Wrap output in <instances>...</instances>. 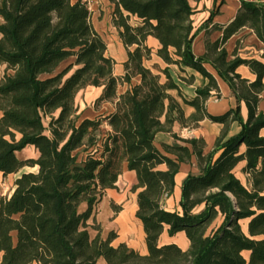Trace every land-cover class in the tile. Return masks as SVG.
<instances>
[{"label":"trees","instance_id":"trees-1","mask_svg":"<svg viewBox=\"0 0 264 264\" xmlns=\"http://www.w3.org/2000/svg\"><path fill=\"white\" fill-rule=\"evenodd\" d=\"M191 1L200 0H112L113 24L128 51L122 78L114 75L116 62L92 25L87 2L2 1L0 64L7 65V72L0 82V172L4 177L24 167H38V172L23 174L11 197L0 198V264H264V112L259 111L264 63L241 59L237 51L228 61L225 49L244 27L264 44V5L241 0L223 38L206 42V54L196 57L193 44L200 30L194 31ZM149 37L159 41L157 54L168 66L182 72L190 68L208 80L194 99L181 95L169 67L159 70L166 78L162 83L161 74L144 66L152 56ZM71 58L75 61L59 71ZM205 64L238 100L224 115L207 111L206 102L212 92L219 96V86ZM243 65L257 76L254 82L236 73ZM138 76L141 83L118 96L119 85ZM90 86L103 88L96 107L115 103L116 110L104 119L80 122L76 97ZM172 90L194 109L190 116ZM241 102L247 106V120ZM204 120L223 126L211 153L205 155V143L197 139L185 140L192 152L183 146L165 147L176 159L157 148L156 135L172 133L176 122L194 130ZM104 121L112 130L100 140ZM234 123L241 130L228 138ZM30 146L39 157L20 160L17 153ZM192 155L201 172L184 181L182 214L168 212L164 202L174 192L180 165ZM241 162L246 163L242 172L249 176L248 185L235 173ZM124 165L137 174L132 191L138 193L136 216L146 234L145 255L126 244L114 247L115 232L106 240L89 232L90 219L106 191L116 188ZM162 165L167 170H160ZM220 218L221 225L211 229ZM242 221H248L247 234ZM166 227L171 237L184 232L190 248L160 246Z\"/></svg>","mask_w":264,"mask_h":264},{"label":"crops","instance_id":"crops-1","mask_svg":"<svg viewBox=\"0 0 264 264\" xmlns=\"http://www.w3.org/2000/svg\"><path fill=\"white\" fill-rule=\"evenodd\" d=\"M0 0V7L2 5ZM77 2L79 0H73ZM89 5L91 12V22L95 31L101 36L104 42L107 44V55L114 59L116 64L114 67V75L118 78H122L125 75V63L128 61V51L124 46L119 30L113 24V14L115 10V4L112 0H83ZM259 5H264V0H256ZM191 6L195 13L191 17L194 31L200 30L193 44V52L196 57H203L206 52V42L215 43L220 41L224 36V29L228 27L237 17L241 8V0H200L191 1ZM135 23L134 19L132 20ZM0 18V25L2 24ZM208 23V24H207ZM207 24V25H206ZM0 34V40H1ZM146 45L152 50V56L149 60L144 61V66L161 74L162 83L166 82L165 76L159 72L169 67L171 75L173 76L176 84L179 87L181 95L187 100H192L197 96L198 89L205 87L208 84V80L204 79L201 74L193 71L190 68H186L182 72L178 66H168L157 54L161 45L159 41L154 37H149L146 41ZM225 49L228 53V61L235 59L236 51L237 56L245 60H257L264 63V44L258 39L256 34L248 27L242 28L236 34H234L226 43ZM204 67L209 73H211L218 82L219 96H216V92H212L211 97L206 102V108L210 115L221 116L228 111L235 109L238 106V100L235 94L232 92L230 86L223 81L217 74L216 70L209 64H205ZM7 72V65L0 64V82ZM236 73L243 79L249 82H254L257 76L247 66H240ZM190 79H192L190 81ZM141 83V77L133 78L131 84H121L118 87V96L125 94L132 87ZM103 93L102 87L90 86L82 90L76 97L75 106L77 108V115L80 117V122L83 120H99L104 119L115 112V103H106L100 107H96L95 103L97 99ZM178 102L183 105L182 98L179 96L178 90H172L169 92ZM261 102L259 105V111L264 112V92L261 95ZM241 115L244 120L248 118V109L245 102H241ZM186 117L190 116L194 109L183 105ZM3 112L0 111V118ZM102 128L104 129V136L106 137L111 132V127L107 122H103ZM186 128L182 127L179 122H176L173 126L172 133L160 132L156 135L155 144L157 148L169 156L172 159H176V156L168 154L165 147H188L191 152L193 148L191 145L185 143L187 139H197L205 143L204 154L211 153L214 149L215 143L219 135L223 130L221 124L213 123L209 120H204L200 125L193 130L194 136L192 138L187 137L185 132ZM241 128L239 124L234 123L230 126L228 131V138L237 135ZM261 135L264 136V129L261 131ZM20 137V136H19ZM177 137V138H176ZM246 147L241 146L240 151L244 153ZM220 153L216 155L219 157ZM20 160L25 161L28 159H37L39 152L34 147H27L24 150L17 153ZM81 156V151H80ZM198 158L196 155H192L191 160L188 163H182L178 174L175 177V188L173 194L165 200L164 209L171 213L182 214L181 198L182 187L184 181L189 175H199L201 170L198 164ZM246 163L241 162L235 170L236 176L243 182L244 180L248 184V175H245L242 170ZM160 170H167L166 165H162ZM38 167H24L19 173L4 177L0 172V198H10L15 190V181L23 174L37 173ZM11 182V191L9 194L4 193L2 185L3 182ZM138 184L137 174L134 171H130L127 165H124L123 172L119 177L115 189L107 190L103 200L100 204L101 212L106 211L111 216V232L117 234V238L121 237L123 229V239L121 244H126L133 250L140 252L141 254H147L146 246V234L142 222L137 218L138 211V193L133 192L132 189ZM82 210L85 211L86 204L82 205ZM204 209V206L198 208L195 213H199ZM97 221L101 226V221ZM102 227V226H101ZM116 238V239H117ZM160 246L175 244L179 246L183 251H187L190 248V242L184 232H180L171 237L168 234V228L166 227L159 240ZM114 247H118L112 243ZM138 247V248H137ZM3 254L0 253V263L2 261Z\"/></svg>","mask_w":264,"mask_h":264},{"label":"rangeland","instance_id":"rangeland-1","mask_svg":"<svg viewBox=\"0 0 264 264\" xmlns=\"http://www.w3.org/2000/svg\"><path fill=\"white\" fill-rule=\"evenodd\" d=\"M75 61L74 58H71L69 59L68 61L64 62L59 71L63 70L64 68H66L69 64L73 63ZM162 77V76H161ZM48 120H46V125L48 126ZM104 129L101 130V132L99 133V137H100V140H104L105 139V136H104ZM85 158V153H83L81 151V156H80V159H84ZM11 182H3V185H2V188H3V191L4 193H8L11 191V186L12 184H10ZM244 184L245 185H248L246 183V181L244 180ZM11 185V186H10ZM98 214L99 215V220L101 221V226L100 224L98 223L97 221V217H98ZM222 223V219H218L212 226L211 229H216L218 228ZM113 224V221H111V216H109V214L106 212V211H102L101 212V207H97L96 208V211H95V214L93 215V217L90 219L89 221V232H90V236L92 238H95L96 236H100L102 239H108L109 237V231H111V225ZM247 224H248V221H242L241 222V227H242V230L244 233L247 234ZM123 232H125L126 234V230L123 229ZM123 232L121 233V237L118 239H115L113 241V243L117 246H119L118 244H120L122 242V239H123ZM138 248V247H137ZM245 257L248 258V255L245 254ZM101 264H104V262L101 261Z\"/></svg>","mask_w":264,"mask_h":264},{"label":"built area","instance_id":"built-area-1","mask_svg":"<svg viewBox=\"0 0 264 264\" xmlns=\"http://www.w3.org/2000/svg\"><path fill=\"white\" fill-rule=\"evenodd\" d=\"M245 2H256V0H243ZM185 132L187 133L188 138H192L194 136L193 130L186 129Z\"/></svg>","mask_w":264,"mask_h":264},{"label":"bare ground","instance_id":"bare-ground-1","mask_svg":"<svg viewBox=\"0 0 264 264\" xmlns=\"http://www.w3.org/2000/svg\"><path fill=\"white\" fill-rule=\"evenodd\" d=\"M247 228V227H246Z\"/></svg>","mask_w":264,"mask_h":264}]
</instances>
